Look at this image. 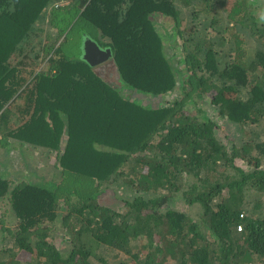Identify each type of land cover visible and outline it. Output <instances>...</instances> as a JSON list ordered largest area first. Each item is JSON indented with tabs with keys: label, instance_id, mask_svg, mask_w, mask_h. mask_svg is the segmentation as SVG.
I'll list each match as a JSON object with an SVG mask.
<instances>
[{
	"label": "trees",
	"instance_id": "trees-1",
	"mask_svg": "<svg viewBox=\"0 0 264 264\" xmlns=\"http://www.w3.org/2000/svg\"><path fill=\"white\" fill-rule=\"evenodd\" d=\"M178 3L226 28L193 25L175 62L155 17L179 28ZM0 146L55 154L32 177L0 169V264H264V22L248 0H0Z\"/></svg>",
	"mask_w": 264,
	"mask_h": 264
},
{
	"label": "rangeland",
	"instance_id": "rangeland-1",
	"mask_svg": "<svg viewBox=\"0 0 264 264\" xmlns=\"http://www.w3.org/2000/svg\"><path fill=\"white\" fill-rule=\"evenodd\" d=\"M248 4L250 10H252L254 13V16L256 18H260L261 21L264 22V0H257L256 3L253 1L251 3V1L248 0ZM176 7L180 11V19L182 23V25L179 28L175 25L173 20L170 19L166 20L160 17L159 15L155 17L156 27L162 33L163 38L165 40V50L169 55L176 54L175 62H177V59L182 58L183 54H185L182 51V44L183 42L186 41L188 37H190V33H189L190 27L197 24L198 26V31L196 34L197 38L203 37L204 36L203 34L207 29L214 32L212 33V37H215L214 40H217V38H221L222 37L221 33L222 31H224L223 29L226 28V25L219 24L214 29L209 24L210 21L204 22V20L201 21L198 19H194L192 16V10H193L192 6L191 8L186 9L185 7L181 6L178 3ZM38 27L45 28L46 23L40 22L38 24ZM228 32L232 33L236 31L228 30ZM43 38H44L43 36L40 37V39ZM243 39L245 42V48L249 54L255 52L257 49L261 47V44L257 36L252 34L250 30L247 31L245 34H243ZM103 66H104L103 63H99L97 65L98 70H100L101 67ZM102 72L103 70L100 71L99 73L102 74ZM117 81H118V75H116V77L112 82L116 87L120 89L121 86L117 83ZM133 94L135 95L134 96L135 100L140 101L146 105H149L151 103V99H148L144 96H139L137 95V93L134 92ZM168 96L171 99H173L175 96H178V92L173 91ZM169 97L161 96L160 98H156L155 100L156 104L160 106H167L168 104H170L167 101V98ZM201 107L208 114V116L220 126L219 137L224 141V143L227 145L228 148H231L233 146L243 145L242 138L244 137L245 133L242 131L239 125L217 116V109L206 101H204L203 104H201ZM252 127L255 128L254 126ZM252 127H250V129ZM54 162H55V154L53 153H49L48 155H46L32 147H24V149L13 148L8 151L7 149L0 146V164H1L0 169L2 168V166L14 167L16 170H18L17 172L18 176H24L25 174H28V176L32 177L34 176V173H36L37 171L39 172V169L41 167L47 165L52 167L51 164H54ZM24 167H26V169ZM131 167H132L131 162H128L127 165H125L126 174L132 173ZM263 168H264V162H263ZM48 173L51 174L52 172H48ZM181 206H178V208ZM115 254L117 253L114 252L108 253V257L112 258L113 260L112 262H120L122 260L127 261L128 257L122 254L120 255L117 254L116 257H113Z\"/></svg>",
	"mask_w": 264,
	"mask_h": 264
},
{
	"label": "water",
	"instance_id": "water-1",
	"mask_svg": "<svg viewBox=\"0 0 264 264\" xmlns=\"http://www.w3.org/2000/svg\"><path fill=\"white\" fill-rule=\"evenodd\" d=\"M84 46H85V50H84L83 58L88 60L93 65H98L99 63H104V62L108 61L110 59V57L112 56L110 49L103 50L95 42L86 41ZM92 47H95L96 48L95 52H99V55L102 56V57H100V59H97L99 63H92L89 59H87V55L90 51H92ZM92 61H95V60L93 59Z\"/></svg>",
	"mask_w": 264,
	"mask_h": 264
},
{
	"label": "flooded vegetation",
	"instance_id": "flooded-vegetation-1",
	"mask_svg": "<svg viewBox=\"0 0 264 264\" xmlns=\"http://www.w3.org/2000/svg\"><path fill=\"white\" fill-rule=\"evenodd\" d=\"M95 51H96V48L92 47V51H90V52L88 51L89 53L87 55V59H89L92 63H99L97 59H100V57H102V56L99 55V52H95ZM93 59L96 62L92 61Z\"/></svg>",
	"mask_w": 264,
	"mask_h": 264
},
{
	"label": "built area",
	"instance_id": "built-area-1",
	"mask_svg": "<svg viewBox=\"0 0 264 264\" xmlns=\"http://www.w3.org/2000/svg\"><path fill=\"white\" fill-rule=\"evenodd\" d=\"M241 230H242V228H241V226H239L238 231H241Z\"/></svg>",
	"mask_w": 264,
	"mask_h": 264
},
{
	"label": "clouds",
	"instance_id": "clouds-1",
	"mask_svg": "<svg viewBox=\"0 0 264 264\" xmlns=\"http://www.w3.org/2000/svg\"><path fill=\"white\" fill-rule=\"evenodd\" d=\"M100 47V46H99ZM101 48V47H100ZM102 49V48H101ZM103 50H105V49H103ZM105 63V62H104Z\"/></svg>",
	"mask_w": 264,
	"mask_h": 264
}]
</instances>
